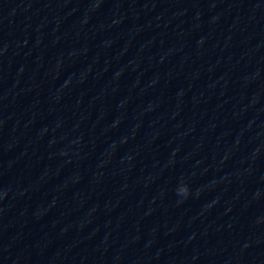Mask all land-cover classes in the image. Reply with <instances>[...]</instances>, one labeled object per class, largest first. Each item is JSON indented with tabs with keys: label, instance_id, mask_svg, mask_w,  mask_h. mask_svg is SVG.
Here are the masks:
<instances>
[{
	"label": "water",
	"instance_id": "95a60500",
	"mask_svg": "<svg viewBox=\"0 0 264 264\" xmlns=\"http://www.w3.org/2000/svg\"><path fill=\"white\" fill-rule=\"evenodd\" d=\"M0 264H264V0H0Z\"/></svg>",
	"mask_w": 264,
	"mask_h": 264
},
{
	"label": "clouds",
	"instance_id": "9594fccd",
	"mask_svg": "<svg viewBox=\"0 0 264 264\" xmlns=\"http://www.w3.org/2000/svg\"><path fill=\"white\" fill-rule=\"evenodd\" d=\"M177 195L182 196L187 198V196L189 195V189L187 187L186 184H181L178 188H177Z\"/></svg>",
	"mask_w": 264,
	"mask_h": 264
}]
</instances>
